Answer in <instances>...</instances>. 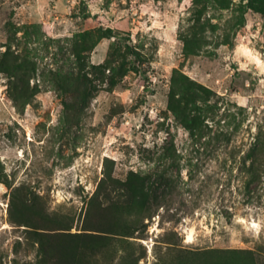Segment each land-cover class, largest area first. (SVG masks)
<instances>
[{
    "label": "rangeland",
    "instance_id": "obj_1",
    "mask_svg": "<svg viewBox=\"0 0 264 264\" xmlns=\"http://www.w3.org/2000/svg\"><path fill=\"white\" fill-rule=\"evenodd\" d=\"M249 2L232 0L227 9L207 2L203 17L216 29L186 56L180 34L191 23L193 0H0V264L35 259L23 227L10 221L11 188L41 195L75 231L106 158L121 181L163 175L169 184L135 239L145 250L138 264L169 258L171 244L208 257L247 249L264 264V13ZM240 8L244 23L231 27ZM93 28L111 36L86 54L88 64L127 45L137 54H128L114 86L90 73L77 90L58 72L77 71L74 43ZM15 60L27 63L17 105ZM173 68L212 91L209 136L194 140L167 109ZM219 131L229 139L213 138Z\"/></svg>",
    "mask_w": 264,
    "mask_h": 264
},
{
    "label": "trees",
    "instance_id": "obj_2",
    "mask_svg": "<svg viewBox=\"0 0 264 264\" xmlns=\"http://www.w3.org/2000/svg\"><path fill=\"white\" fill-rule=\"evenodd\" d=\"M209 1L193 0L196 8L191 14V23L180 34L182 53L186 56L197 53L206 40L207 30L216 29L215 23L203 17ZM212 2L219 8L227 9L232 0ZM247 5L251 10L264 13V0H250ZM243 23L244 11L240 8L239 15L231 22V27L241 26ZM109 30L93 28L78 35L79 41L74 43L72 49L77 71L58 72L65 85L69 86L72 82L75 89H84L87 82L91 81L88 74L99 73L104 75L103 80L112 87L125 75L127 65L130 64L128 54H137L128 45L118 54L110 50L103 63L88 64L86 54L101 38L111 36ZM26 64L25 60H15L11 67L15 72L10 74L17 76L12 97L16 105L25 94L26 88L19 86L23 79L18 74ZM211 96L212 91L209 88L190 79L180 69H172L167 109L194 140L211 134V127L206 122V114L214 111L210 103ZM218 137L229 139L223 132L213 133V138ZM108 162L111 161L104 159L102 175L86 201L81 226L75 231L71 230V218L67 214L48 211L41 195L24 185L11 188L8 201L10 221L23 227L26 247L35 250L32 264H138L145 250L135 239L141 238L140 235L147 226L144 219L150 217L152 208L158 207L161 202L164 193L160 188L169 184L165 183L163 175L151 178L146 183L138 181L135 185L129 179L121 181L113 175ZM4 183L7 187L10 186L7 182ZM20 245L21 242L17 239L15 253ZM232 252L227 257H208L171 244L167 245L165 253L174 254L169 258L160 255L152 264H256L251 250L233 249ZM14 264H17L16 259Z\"/></svg>",
    "mask_w": 264,
    "mask_h": 264
},
{
    "label": "bare ground",
    "instance_id": "obj_3",
    "mask_svg": "<svg viewBox=\"0 0 264 264\" xmlns=\"http://www.w3.org/2000/svg\"><path fill=\"white\" fill-rule=\"evenodd\" d=\"M189 239H190V236H189Z\"/></svg>",
    "mask_w": 264,
    "mask_h": 264
}]
</instances>
